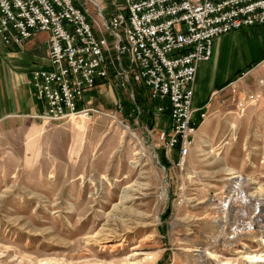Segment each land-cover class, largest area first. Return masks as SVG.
<instances>
[{"label": "rangeland", "instance_id": "374dc122", "mask_svg": "<svg viewBox=\"0 0 264 264\" xmlns=\"http://www.w3.org/2000/svg\"><path fill=\"white\" fill-rule=\"evenodd\" d=\"M80 1L95 18L97 2L106 15L125 7ZM226 45L214 48L215 76L242 71L210 106L182 167L160 140L170 120L154 116L152 128L146 110L134 116L130 93L115 83L86 94L102 113L88 121L0 124V264H248L260 256L252 236L248 247L229 238L246 219L232 214L226 224L216 205L237 176L247 180L246 198L235 200L264 201V26Z\"/></svg>", "mask_w": 264, "mask_h": 264}, {"label": "built area", "instance_id": "2783aa9c", "mask_svg": "<svg viewBox=\"0 0 264 264\" xmlns=\"http://www.w3.org/2000/svg\"><path fill=\"white\" fill-rule=\"evenodd\" d=\"M124 1V9L114 3L116 11L107 15L97 2L95 18L80 0H0V38L21 48L38 33L49 35L45 64L32 71L30 80L40 104L35 120L52 124L101 116L85 97L103 83L129 92L134 103L137 90L144 89L156 104L155 118L168 112L170 125L160 131V140L168 161L176 164L170 156L176 150V165L182 167L195 145L198 113L203 121L208 117L205 108L194 106L199 65L212 60L216 39L264 26V0ZM118 107L123 111L121 102ZM236 179L216 209L226 224L232 214L233 222L246 219L234 224L229 238L248 247L243 239L252 236L257 245L252 255L263 261L247 263L264 264V201L244 202L247 180ZM241 205H248L249 213H234Z\"/></svg>", "mask_w": 264, "mask_h": 264}, {"label": "crops", "instance_id": "0c3cea01", "mask_svg": "<svg viewBox=\"0 0 264 264\" xmlns=\"http://www.w3.org/2000/svg\"><path fill=\"white\" fill-rule=\"evenodd\" d=\"M258 27L261 26L246 29ZM246 29L229 35L235 33L242 35L243 31ZM229 35L216 39L214 46L215 51L221 53L222 50L226 49V44L229 42ZM48 39L49 35L47 33H41L35 35L31 40L25 42L24 45L19 48L12 45L7 46L0 38V124L11 119H20L23 117L34 119V116L39 113L40 104L35 98L34 91L31 89L30 80L32 71L37 65L45 64L48 53ZM212 60L199 65L197 79L194 85L195 108L198 110H203L205 108L204 111L208 112L210 106L215 104L214 100L219 98L221 93L224 92L231 83L235 82L236 77L242 71L238 70L233 77L225 81H219L218 76H215L216 67L214 60ZM98 88H102V86L100 85ZM94 91L95 90H92L87 94H91ZM87 104L89 105L88 101ZM158 119L160 120L161 118ZM16 121L17 120H14V122ZM205 122L206 121L200 119V113H198V125L200 124L198 130L203 127Z\"/></svg>", "mask_w": 264, "mask_h": 264}, {"label": "trees", "instance_id": "16d2710c", "mask_svg": "<svg viewBox=\"0 0 264 264\" xmlns=\"http://www.w3.org/2000/svg\"><path fill=\"white\" fill-rule=\"evenodd\" d=\"M263 61V60H262ZM261 62V61H260ZM258 62V63H260ZM258 64H255L254 66H256ZM126 107H127V111H133L134 112V116H137L138 114L136 113L137 111V107L139 109H143L144 111L146 110L148 112V117H150L151 120V127H154V122H155V118H154V108L156 106L155 103L150 102L148 100V97L146 95V92L144 91V89H138L137 90V94H136V102L134 104L132 103H125ZM166 117H168V112L166 113ZM154 119V120H153ZM200 125V124H199ZM198 125V127H199ZM163 162H167L166 158L163 157Z\"/></svg>", "mask_w": 264, "mask_h": 264}, {"label": "bare ground", "instance_id": "6f19581e", "mask_svg": "<svg viewBox=\"0 0 264 264\" xmlns=\"http://www.w3.org/2000/svg\"><path fill=\"white\" fill-rule=\"evenodd\" d=\"M73 121H76L77 119L76 118H73L72 119ZM79 121H88V120H86V119H84V118H81V119H79ZM208 123V122H207ZM206 123V124H207ZM209 124V123H208ZM76 127V126H75ZM77 130L80 132V133H83L84 132V125L82 124V125H80V126H77ZM87 130V129H86ZM137 156L138 155H141L140 153H137L136 154ZM232 174H235V173H231L230 175H232ZM235 178H238V176L237 177H234V179ZM252 259V263H258V262H262L263 261V257L262 256H253V258H251ZM227 264V263H226Z\"/></svg>", "mask_w": 264, "mask_h": 264}]
</instances>
